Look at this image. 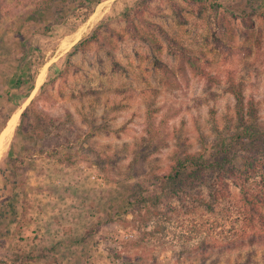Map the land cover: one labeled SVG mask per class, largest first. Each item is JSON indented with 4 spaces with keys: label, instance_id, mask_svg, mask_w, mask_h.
<instances>
[{
    "label": "rangeland",
    "instance_id": "1",
    "mask_svg": "<svg viewBox=\"0 0 264 264\" xmlns=\"http://www.w3.org/2000/svg\"><path fill=\"white\" fill-rule=\"evenodd\" d=\"M33 5V40L10 26L23 78L0 123L19 110L0 156V264H62L64 244L80 248L72 264H264V0H0V19ZM223 154L225 168L168 178ZM62 166L98 184L76 236L36 219L64 199Z\"/></svg>",
    "mask_w": 264,
    "mask_h": 264
},
{
    "label": "crops",
    "instance_id": "2",
    "mask_svg": "<svg viewBox=\"0 0 264 264\" xmlns=\"http://www.w3.org/2000/svg\"><path fill=\"white\" fill-rule=\"evenodd\" d=\"M31 8L32 10L28 11H32L33 13L28 14L31 16L29 21H24L23 18L22 20H19V22H16L14 19L12 20L14 16L0 19V123L3 118L2 116L6 114L8 106L11 105L13 95L17 96L23 78V72H20L18 67V53L14 49V43L12 41V37L16 33V28L12 29L10 26L14 25L17 27L18 25H22L21 31L25 30L24 33L26 37L33 40L37 35V33L33 31V27L36 24L33 20L36 16L35 5ZM6 25L9 27L8 30L3 29V26ZM29 25L30 27H28ZM27 27L28 29H31L27 30ZM78 166H62V170L59 171V176L62 175V177L54 180L56 188H58L57 191L60 190L63 194L64 199L62 201L57 198L54 202L50 201V203L46 202L45 199H43L42 202H38L43 209L42 212H36V219H43L42 222L44 223L49 221V226L45 229H49L50 233L53 228L51 221L55 218L62 222L61 225H63L62 227H64L65 230L63 231L64 236L79 235L83 230L85 231L87 225L93 218V216L84 209L83 198L85 197V203L87 201L86 199L91 200L90 203L99 199V192L97 189L98 184L93 177L94 175L89 172V167L82 166L83 168L80 169ZM47 192H49V189ZM45 193L46 192L44 191V194ZM85 208H87V206ZM29 210L33 211V208H30ZM60 235H62V232ZM49 237L52 236L50 235ZM77 249H80L77 244H64V246L61 247V250H65L66 253H68V257H65V259L62 260V264L74 263L77 260ZM92 254H95L93 250ZM165 263L166 261H163L159 264Z\"/></svg>",
    "mask_w": 264,
    "mask_h": 264
},
{
    "label": "trees",
    "instance_id": "3",
    "mask_svg": "<svg viewBox=\"0 0 264 264\" xmlns=\"http://www.w3.org/2000/svg\"><path fill=\"white\" fill-rule=\"evenodd\" d=\"M261 15L264 18V9L262 10ZM157 63L159 64L160 69L165 74H167L169 72V69L164 64L159 63V62H157ZM194 67L196 68V64H194ZM233 87L234 86L232 85V91L235 93L236 99L241 100L242 94H241L240 90L235 89ZM23 114H24V112H23ZM245 132L249 133V131H244V133H241V135L238 136L239 139H241L240 141H243L248 137V135ZM226 149L228 151L229 147H226L225 151H226ZM219 154H221V151L219 152ZM227 161H229V160H228V158H226V156L224 154L221 157H218L214 161H211L207 164L205 161L200 162L199 160H196V158H191L189 160V162H190V165H191L190 167L192 168V170L186 172L184 170L185 167L182 168L184 164L176 165V166H174L173 170L169 173L168 178L174 182L182 181L184 179H190V178H193L199 174H202L204 169H206L207 167L219 166L221 168H225ZM186 162H188V161H186ZM178 189L179 188H174L173 192L178 193Z\"/></svg>",
    "mask_w": 264,
    "mask_h": 264
},
{
    "label": "bare ground",
    "instance_id": "4",
    "mask_svg": "<svg viewBox=\"0 0 264 264\" xmlns=\"http://www.w3.org/2000/svg\"><path fill=\"white\" fill-rule=\"evenodd\" d=\"M19 110H17L11 117L6 128L0 134V156L6 148L8 138L12 132L14 124L17 122ZM3 140V141H2Z\"/></svg>",
    "mask_w": 264,
    "mask_h": 264
},
{
    "label": "built area",
    "instance_id": "5",
    "mask_svg": "<svg viewBox=\"0 0 264 264\" xmlns=\"http://www.w3.org/2000/svg\"><path fill=\"white\" fill-rule=\"evenodd\" d=\"M134 238V231L131 230L130 228H126L123 230L119 231V234L117 236H115V239L117 241L120 240H129V239H133ZM112 264H122V261L120 259H115L114 262Z\"/></svg>",
    "mask_w": 264,
    "mask_h": 264
},
{
    "label": "water",
    "instance_id": "6",
    "mask_svg": "<svg viewBox=\"0 0 264 264\" xmlns=\"http://www.w3.org/2000/svg\"><path fill=\"white\" fill-rule=\"evenodd\" d=\"M10 119H11V118H10ZM10 119H9V120H10ZM9 120H8V122H9ZM7 125H8V123H7ZM7 125H6V126H7ZM6 126L4 127V129L6 128ZM4 129H3V130H4ZM3 130H2V131H3ZM0 134H1V133H0Z\"/></svg>",
    "mask_w": 264,
    "mask_h": 264
}]
</instances>
